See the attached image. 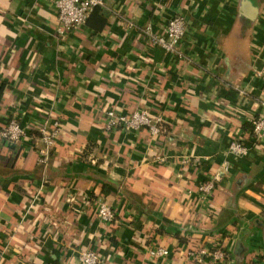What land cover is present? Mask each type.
<instances>
[{"label":"crops","instance_id":"1","mask_svg":"<svg viewBox=\"0 0 264 264\" xmlns=\"http://www.w3.org/2000/svg\"><path fill=\"white\" fill-rule=\"evenodd\" d=\"M53 2L0 0V128L15 118L33 130L18 146L0 141V264H79L84 249L99 264H199L189 251L218 246L222 264H264V138L251 137L264 0H103L101 31L62 37ZM174 16L185 22L177 52L140 35ZM108 108L161 116V132L104 131ZM54 122L41 166L37 129ZM232 141L246 153L231 154ZM98 202L114 221L96 218Z\"/></svg>","mask_w":264,"mask_h":264},{"label":"built area","instance_id":"2","mask_svg":"<svg viewBox=\"0 0 264 264\" xmlns=\"http://www.w3.org/2000/svg\"><path fill=\"white\" fill-rule=\"evenodd\" d=\"M56 10L57 26L55 32L57 36H66L72 33L78 26L84 25L86 18L94 7H103V0H54ZM185 30V22L181 16H174L160 29L159 32H152L150 27L141 30L142 37L152 45L160 47L168 53L177 52V45L180 42ZM258 77L264 82V71L258 72ZM263 112L251 121V137L254 141L264 138V102H262ZM104 131H111L119 128L123 131L138 130L140 127L147 129L149 134L157 136L161 132L162 117L153 116L140 110L124 115L110 108L104 111ZM59 123H52L48 128L43 125L37 131L40 133L39 147L37 151V162L41 166L48 164L50 152L53 149L58 136ZM27 128L15 118H11L0 128V141L10 146H18L30 140ZM247 146L240 141H232L229 145V152L235 156H242L246 153ZM198 193L201 198L208 199L213 191V184L207 182L198 186ZM96 218L104 223L115 220L116 212L108 204L98 202L95 206ZM264 221V214L262 215ZM148 253L153 258L168 256V250L161 247H151ZM188 257L195 263L210 262L212 264H222L226 260V251L216 248L208 251L206 248H199L196 251H189ZM77 260L79 264H99L100 258L96 251L84 249L78 252ZM251 264H263V257L258 255Z\"/></svg>","mask_w":264,"mask_h":264},{"label":"trees","instance_id":"3","mask_svg":"<svg viewBox=\"0 0 264 264\" xmlns=\"http://www.w3.org/2000/svg\"><path fill=\"white\" fill-rule=\"evenodd\" d=\"M85 24L88 27H90L91 29H94V31H96V32L101 31L106 25V13L102 10V7H97L96 6V7L92 8L91 11L89 12L87 18H86ZM140 35L142 36L141 32H140ZM10 119L11 118H9L8 121ZM27 131H28V134H30V133L33 134L32 133V131H33L32 129L27 128ZM58 132H59V130H58ZM215 248H220V247L218 246V247H215ZM215 248L211 247V248H206V249L208 251H211V250H213ZM226 256H227V254H226ZM253 260L254 259L251 260L250 264L253 262ZM216 264H218V263H216Z\"/></svg>","mask_w":264,"mask_h":264},{"label":"water","instance_id":"4","mask_svg":"<svg viewBox=\"0 0 264 264\" xmlns=\"http://www.w3.org/2000/svg\"><path fill=\"white\" fill-rule=\"evenodd\" d=\"M245 4H243V11L246 12L247 14H252L253 12H250L247 8H249L248 6H244Z\"/></svg>","mask_w":264,"mask_h":264}]
</instances>
